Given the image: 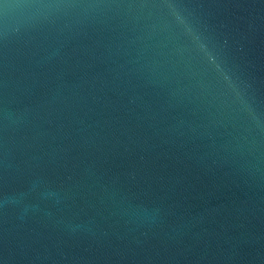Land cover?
Wrapping results in <instances>:
<instances>
[{
    "label": "water",
    "instance_id": "95a60500",
    "mask_svg": "<svg viewBox=\"0 0 264 264\" xmlns=\"http://www.w3.org/2000/svg\"><path fill=\"white\" fill-rule=\"evenodd\" d=\"M0 264H264V0H0Z\"/></svg>",
    "mask_w": 264,
    "mask_h": 264
}]
</instances>
